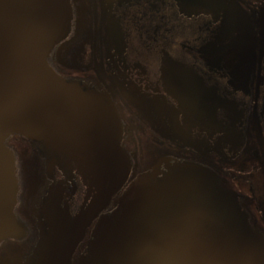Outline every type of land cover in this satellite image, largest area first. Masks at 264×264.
<instances>
[{
    "label": "water",
    "instance_id": "1",
    "mask_svg": "<svg viewBox=\"0 0 264 264\" xmlns=\"http://www.w3.org/2000/svg\"><path fill=\"white\" fill-rule=\"evenodd\" d=\"M180 2L195 21L201 13L220 20L216 40H222L221 31L233 33L228 52L237 57L227 59L220 53L203 67L194 66L198 72L184 71L191 67L174 60L156 63L161 70L181 69L164 72L165 78L174 79L167 85H175L171 94L180 106L184 97L190 100L191 124L207 132L208 148L221 155L236 153L244 142L245 111L231 88H247L256 62L252 25L244 22L234 0L228 10L222 0ZM175 3L105 0L106 48L123 78L133 53L150 51L141 28L149 26L157 40L170 24L166 16L174 12ZM138 7L150 15L142 27L143 19L134 16ZM70 20L69 0H0V242L28 233L14 212L18 181L6 145L9 136L22 135L56 153L75 185L69 191L71 179L63 173L38 177L27 186V202L42 206L41 211H30L39 228L41 222L46 225L36 240L34 264H264V230L252 219L241 194L214 173L171 156H161L139 172L135 157L121 145L123 124L102 85L63 77L52 69L49 54L67 36ZM242 23L245 32L238 35ZM260 27L263 47L264 5ZM222 62L229 79L220 83L216 68ZM205 76L207 83L200 80ZM74 196L78 207L73 213L68 201Z\"/></svg>",
    "mask_w": 264,
    "mask_h": 264
},
{
    "label": "flooded vegetation",
    "instance_id": "2",
    "mask_svg": "<svg viewBox=\"0 0 264 264\" xmlns=\"http://www.w3.org/2000/svg\"><path fill=\"white\" fill-rule=\"evenodd\" d=\"M180 1L176 0L174 12L166 16L170 24L159 31L157 40L149 26H143L150 15L142 8L136 9L134 16L143 19L140 34L145 35L150 51L133 53L123 78L120 74L122 71L110 62L106 48L105 0H69V32L53 47L48 63L63 77L93 79L102 85L114 102L123 124L121 145L135 157L139 172H146L161 156H171L208 170L241 194L242 200L248 203L252 219L264 230V46L260 43V13L264 0H234L244 12V22L248 21L252 25L256 37V62L249 75L247 88L242 84L238 88H231L237 100L235 102L242 103L245 111L243 145L236 153L225 151L222 155L208 148L205 143L207 132L191 124L193 115L190 100L184 97L185 102L180 106L171 94V86L176 87L167 83L174 79L165 78L164 72L175 74L181 69L161 70L156 60H174L178 66L191 67H184V71L198 72L200 69L194 66L199 64L203 67L209 60L219 58L220 53L227 59L237 57L228 52L230 39L235 35L230 31H221L222 40H216L220 34V20H215L212 14L201 13L198 21H195ZM222 1V6L228 10L230 0ZM245 23H242L238 35L244 34ZM224 48L226 51H217ZM218 65L221 68H216V77L222 83L229 79V68L224 66V62ZM202 79L208 82L207 76ZM240 108L238 105L237 109ZM194 116L198 117V111L194 112ZM209 120L206 118L205 121ZM6 145L14 156L18 181L14 212L28 233L23 238H8L0 242V264H34L36 240L40 231H46V225L41 222L39 228L30 211H41L42 206L38 202L30 206L25 197L27 186L38 177H59L63 173L71 179L69 191L75 185L56 153L41 143L22 135H11L6 139ZM77 207V198L74 196L73 201H68V208L74 213ZM110 208L111 205L104 212ZM98 220L99 217L87 228V236L79 244L78 254L83 251Z\"/></svg>",
    "mask_w": 264,
    "mask_h": 264
}]
</instances>
